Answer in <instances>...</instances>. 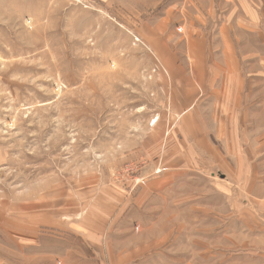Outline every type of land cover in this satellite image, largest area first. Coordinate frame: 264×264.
I'll list each match as a JSON object with an SVG mask.
<instances>
[{
    "label": "rangeland",
    "instance_id": "obj_1",
    "mask_svg": "<svg viewBox=\"0 0 264 264\" xmlns=\"http://www.w3.org/2000/svg\"><path fill=\"white\" fill-rule=\"evenodd\" d=\"M257 123L264 0H0V264L254 247Z\"/></svg>",
    "mask_w": 264,
    "mask_h": 264
},
{
    "label": "crops",
    "instance_id": "obj_2",
    "mask_svg": "<svg viewBox=\"0 0 264 264\" xmlns=\"http://www.w3.org/2000/svg\"><path fill=\"white\" fill-rule=\"evenodd\" d=\"M142 38L146 41L148 44H155L160 43L164 44L166 41H161L155 39V41H152L151 38L147 37L144 33L142 35ZM181 37L177 39L176 42L178 44H181L180 42ZM202 41L199 40H191L190 42H187V46H189V49L191 50V54L195 57V61L198 64L201 62V55L197 52L199 49V46L202 45ZM167 46V44L165 45ZM165 46L163 48H165ZM168 47V46H167ZM176 48H179V46H176ZM193 91V88L191 87L189 92ZM185 92V91H184ZM194 93V92H193ZM193 96V95H192ZM196 136L199 138H204L205 133H203L201 130H199L198 126L195 131ZM191 136V138L194 139V137L188 132V137ZM187 137V136H186ZM193 141V140H192ZM257 178L255 181V184L253 186H243L241 189L244 193L246 191L249 194H252V197L254 199V205L257 207V229H253V231L247 230L245 227L247 225L245 219H237L235 221V224L238 226L234 232H230V218H224L223 225H225L226 230L225 233L222 230L221 233L222 236H224V239H228L232 236H235L239 240L243 241H254L257 242V245L250 248H241L234 251L230 250H223L218 255H213L211 258H208V263L211 264H264V128H261L260 125L257 123ZM227 201L222 203V205L225 204V208H230V201L229 197H226ZM253 205V204H252ZM255 208V207H254ZM234 222V221H233ZM253 232V233H252ZM250 243V242H249Z\"/></svg>",
    "mask_w": 264,
    "mask_h": 264
}]
</instances>
